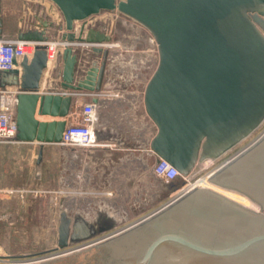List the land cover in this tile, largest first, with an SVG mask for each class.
<instances>
[{
	"label": "water",
	"instance_id": "95a60500",
	"mask_svg": "<svg viewBox=\"0 0 264 264\" xmlns=\"http://www.w3.org/2000/svg\"><path fill=\"white\" fill-rule=\"evenodd\" d=\"M30 1L42 5L48 17L37 16V22L18 27L15 35L39 44L19 68L0 70V87L19 89L17 140L58 142L67 123L72 97L38 93L48 28L59 24L56 28L65 31L67 40L76 37L101 53L99 64L93 60L87 68L78 66L70 47L61 55L63 79L72 88L100 90L108 51L97 44L109 35L88 27L82 37L81 25L75 36L73 27L101 11L133 20L154 40L157 61L142 91L144 113L155 128L147 145L181 176H193L203 160L222 156L264 122V0ZM36 111L61 119L38 121ZM40 154L39 149L38 159ZM208 181L244 196L256 208L196 185L141 218L75 247L70 241L82 239L81 227L61 211L54 253L28 264H77L82 256L86 264H95L96 256L108 264H264V133L216 167Z\"/></svg>",
	"mask_w": 264,
	"mask_h": 264
},
{
	"label": "crops",
	"instance_id": "0c3cea01",
	"mask_svg": "<svg viewBox=\"0 0 264 264\" xmlns=\"http://www.w3.org/2000/svg\"><path fill=\"white\" fill-rule=\"evenodd\" d=\"M37 5L42 7L39 11L42 18L43 14H45V8L38 3ZM58 25L59 24H57L56 27ZM135 30V34L130 37L132 40L135 39V41L130 44V48L140 38L138 26ZM47 31L49 36L48 41L60 40L65 35V31L62 29L48 28ZM15 34L16 31L11 36ZM74 48L75 47L71 46V54L77 59L82 55L87 59L93 57L87 54L89 53L87 51L90 50L86 45H82L78 51L74 50ZM62 52L59 54L55 66L53 65L54 60L49 62L41 79L42 81H39L38 93L65 94L72 97L69 112L66 117L67 123L72 113L83 102H92V98H96V101L92 103L96 110L94 132L97 138V144L94 146H78L64 145L60 143V141L40 143L35 140L19 141L17 139L12 142L0 143V188L4 189L13 186L8 181L9 176L16 180L18 176L22 177L30 174V181L32 178L40 190H46V195H50L52 205H55L58 202H55V199L59 198L60 204L57 210L58 213L65 211L71 214L73 212H80L83 205L80 201L71 202V204L69 199H65L66 197L69 198L76 194L81 196L91 195L80 191L84 190L85 186L82 187V185L78 183V189H76L74 188V183H72V181H80L81 178L78 177V175H84L85 177L83 176V180H90L95 190L94 192H96L92 195L95 197V204H92V207H94V205L97 206V213L124 212L128 206V202L131 200V189H128L126 184L127 176L130 177L131 172L128 174L126 171V179L124 181L122 178L118 177V171L120 169L127 170L129 166L131 167L134 164V151L138 150L137 147L143 146L146 152V142L150 139L155 129L154 125L144 113L141 91H139V93L130 91L131 85H129V80L117 74L119 70L117 66H113L114 63H119L117 60L118 55L116 54L117 49L109 51V55H112V60L108 65L107 71L104 69L106 75H103L100 90L72 88L73 83H67L63 79ZM91 53L95 56L94 58L97 62L99 60H97V53L93 51H91ZM92 61L93 60L87 64L86 68L90 66ZM142 71L143 69L139 71V73ZM138 78H135V80H137L136 86L140 88L138 84L142 83L143 78L140 77V80ZM34 117L36 120L43 122L61 119V117L58 116L39 114L37 111ZM140 142L142 145H139L141 144ZM136 143H138V145ZM39 149L41 150V154L38 159ZM87 173L92 174L90 179ZM74 176H77L78 179H75ZM178 179L179 178H176L174 181L176 182ZM31 187L36 188L33 185ZM120 187L123 189L119 190ZM161 187L162 186H158L156 190L160 191ZM27 188L29 187H25L24 189ZM174 190L171 192H174ZM171 192L169 194H171ZM161 193L160 191L156 198H161ZM3 195L6 194L0 193V228L1 222H3L5 223L3 229L6 230L8 225L9 227L11 225L14 227L16 224V216L14 213H11L10 209H7L6 203L10 202L12 198L17 199L18 196L15 194H13V196ZM165 200L158 204L153 210L161 206ZM124 201L125 203H123ZM15 203L17 202L15 201ZM85 206L86 204H84V207ZM86 207H90V205L87 204ZM58 223L59 214L56 218L57 226ZM57 226L55 227V233L51 236V244L52 242H54V244L57 242ZM10 240L11 237L9 233L3 234V236H1L0 233V243L8 245L10 244ZM10 254L27 255L30 253L16 252Z\"/></svg>",
	"mask_w": 264,
	"mask_h": 264
},
{
	"label": "rangeland",
	"instance_id": "374dc122",
	"mask_svg": "<svg viewBox=\"0 0 264 264\" xmlns=\"http://www.w3.org/2000/svg\"><path fill=\"white\" fill-rule=\"evenodd\" d=\"M41 8L42 7H39L37 5V2L30 0H0V34L4 35L5 37L11 36L15 33V31H17L18 27L27 28L32 23L37 22V16L41 17L39 12ZM47 17L48 16L45 13L43 14L42 18L46 19ZM93 19L96 20L95 27H97L98 24V26H100L103 31L106 32L107 35H109L110 39L105 43L117 44V46L114 45V47L110 49H117L116 54L118 55L117 60L119 63H114L113 66H117L118 70H122L120 68L121 66L124 69L128 66V71L132 72V75H136V73H138L137 76L139 77L142 73L140 77L144 79L148 75L147 71H149V69H146V67L144 66L146 64L149 66L153 63L154 55L156 53V48L148 32L132 20H129L128 18L122 16L121 14H118L115 11H101L99 14L94 16ZM135 26H138L140 38L136 41L135 44H133V47L130 48V44L135 41V39L132 40V38H130L131 35H134L136 32ZM53 29L57 28L53 27ZM81 46L82 44H77L73 47H75L74 50L78 51L80 50L79 48H81ZM87 52V54H90L93 57L87 59L84 57V55L79 56V58L77 59V63L80 68L86 67L91 60H95V56L91 53V51ZM100 56L101 53L97 54V60L99 59L98 61H101L100 58H98ZM113 56L115 57L114 54ZM107 57L104 66V69L106 71L110 63V60L107 61ZM97 64H99V62ZM128 64L131 65L129 66ZM142 64L144 68H142ZM133 66H135V69H130ZM142 69L143 71L139 73V71H141ZM106 71L103 72L104 76L106 75ZM117 74L120 75L119 72ZM43 75H41V77H43ZM136 82L137 80L135 79H133L132 82L129 81V85H131L130 91L139 93L140 88L136 86ZM135 113L137 115L136 111ZM263 126L264 122L256 130V132L245 139L242 144L255 136ZM136 144L138 145V143ZM139 145H142V143ZM137 148L138 150L134 151V164L131 167L129 166L127 170L120 169L118 171V177L122 178V180L124 181L126 179V171L128 174L131 172L130 177L127 176L126 179L127 187L128 189H131V200L130 202H128V206L126 207V210H124V212L97 213V206L94 205V207H92V204H95V197L92 195H94V193L96 192H94L95 190L91 185V181L83 180L84 175H78V177L81 178L80 181H72V183H74L75 185L74 188L78 189L77 187L79 183L80 185H82V187L85 186L84 190L80 191L91 195L81 196L78 194H71L72 196H70L69 198H65L69 199L70 203L80 201V203L83 205V211L81 210L80 212H73L71 213V217L73 218V221L75 220L81 222L80 224H83L86 228V230L82 231L80 235L82 239L77 242H75V240L70 241V247L78 246L77 244H84L87 242V240L99 238L113 230L120 228L123 225L129 224L136 219L141 218L142 216L151 212L158 204L162 203L165 199L167 200L170 197L169 193L174 189H178L182 185L183 180L181 178H179L176 182L173 181L171 183H163L158 181L151 172L152 164L155 162L156 158L149 152H145L143 146H139ZM233 150L234 149H232L231 152ZM224 158L225 157L220 156L217 159L210 160L205 165L200 166L199 169L193 174L192 179L194 180L196 178L205 176L209 173V171L217 167ZM91 175V173L88 174L89 179L92 177ZM74 178L78 179L77 176H74ZM8 179L10 184L13 186L4 188V194L6 195L3 196H13V194H8L7 192L8 190H16L14 194L18 196V198H12L10 202L6 203L7 209H10L11 213H14V215L16 216V224L14 225V227L13 225H11L10 227L12 228H10L8 225V228L4 230L3 226L5 223L1 222V236H3V234L9 233L11 240L10 244L8 245L0 243V248L5 249L9 253L29 252L30 256L35 258L34 261H36L37 259H44L45 257H48L54 253L52 252V249L56 246L54 242H52L51 244L50 241L52 240L51 236L53 235V233H55V227L57 226L56 218L59 214L57 212L60 204L59 198L55 199V202H58L55 205H52L50 195H46V190H40L32 178L30 181V174L24 175L22 177L18 176L16 180H14L11 176H9ZM32 185L36 188H32ZM158 186H162L160 189V191L162 192L161 198L159 199L156 198L160 192L156 190ZM25 187L29 188L24 189ZM122 189L123 188L121 187L119 188V190ZM14 200L17 203H15ZM123 203H125V201ZM84 204H86V206L88 204L90 205V207H84Z\"/></svg>",
	"mask_w": 264,
	"mask_h": 264
},
{
	"label": "built area",
	"instance_id": "2783aa9c",
	"mask_svg": "<svg viewBox=\"0 0 264 264\" xmlns=\"http://www.w3.org/2000/svg\"><path fill=\"white\" fill-rule=\"evenodd\" d=\"M95 23H96V20H94L93 18L87 19L86 21H75L74 27H73V32L75 33V36L79 35L78 32H79V28L81 25H83V33L81 34V36L83 37L88 27L96 28ZM96 29L101 32H104L103 29L100 26H98V24H97ZM104 33L107 34L106 32ZM48 40L43 42V44L45 45V50H46V55H47V61H46L47 66L49 62L53 60H54L53 65L55 66L57 64V59L59 58V54L66 47L71 48V46L82 44V45L88 46L89 50L92 51L91 47L93 46L90 43L77 41L76 37L73 40L69 41L66 39L65 35L60 40H53V41L52 40L48 41ZM151 40L154 43V40L153 39ZM105 42L106 41L98 43L97 46L101 47L102 49H106L108 51L107 61L110 60L111 62L112 57L111 55H109V51L112 47H114V45L117 46V44H108ZM37 44H39V42L19 40L16 38V35L5 37L4 35L0 34V70H10L13 68H19V62L22 60L23 57L29 58L32 55L35 49V46ZM154 46H155V43H154ZM97 54H100V53H97ZM100 60H101V56H100ZM156 61H157V53H155L154 55L153 63L149 66L147 64L144 66L146 67V69H149V71H147L148 75L144 79H142V83L138 84L140 86L141 98H142V91H143L144 84L147 78L149 77V75L151 74L152 70L154 69L156 65ZM98 62L100 61H97V63ZM128 65L130 66L131 64H128ZM141 66L142 68H144L143 64ZM121 69L122 70L118 71L120 73V77L127 78L131 82L133 81V79L138 77L137 76L138 73H136V75H132V72L128 71L129 70L128 66L125 69L122 68L121 66ZM130 69L132 70L135 69V66L131 67ZM138 79L140 80V76ZM18 92H19V89H18V86L16 85H5L4 87H0V143L12 142L16 140L15 112H16V105L18 102V99H17ZM95 120H96V110H95L94 104L92 102H83L72 113V115L70 116L69 122L66 123V126L62 132L60 143L64 145H78V146L96 145L97 138L94 132ZM263 133H264V126L250 140L242 144L243 141H245L243 140L242 142H240L239 144L231 148L229 151H227L225 154H223L222 156L225 158L219 165H221L226 160L238 154L240 151H242L244 148L250 145L253 141H255ZM147 143L148 141L146 142V151L149 152L151 155H153L151 151L149 150ZM232 149L234 150L231 152ZM151 172L157 180L163 183H171L176 178H181L183 180L182 185L178 189H176L174 192H172L170 194V197L166 201L174 200L175 198L181 196L183 193H185L189 189L196 186L195 182L201 179V177H199L193 180L192 176L189 178L181 176L179 172L174 167H172L167 161L160 159V158H156L155 162L152 164ZM15 192L16 190L13 189V190H8L7 193L14 194ZM0 193H5V189L0 188ZM34 260L35 258L31 257L30 254L12 255L9 252H7L5 249L0 248V264H26V263L35 262Z\"/></svg>",
	"mask_w": 264,
	"mask_h": 264
},
{
	"label": "bare ground",
	"instance_id": "6f19581e",
	"mask_svg": "<svg viewBox=\"0 0 264 264\" xmlns=\"http://www.w3.org/2000/svg\"><path fill=\"white\" fill-rule=\"evenodd\" d=\"M46 66H47V65H46ZM46 66H45V68H46ZM43 73H44V72H43ZM43 73H42V74H43ZM39 77H40V78H39ZM39 77H38V78L41 80V76H40V75H39ZM209 161H210V159H205V160H203L202 163L200 164V166L205 165V164L208 163ZM213 170H214V169H212L211 171H209V173L206 174L205 176H202L201 179L197 180V181L195 182L196 185H205V186H208V187H210V188L216 189V190L222 192L223 194H225L226 196L232 198L233 200H235V201H237V202H239V203H241V204H243V205H245V206H249V207L256 208V206L253 205V204H251V203L249 202V200H247V198H245L244 196L239 195V194H237V193H235V192L228 191V190L219 189L218 187H215V186H213L212 184H210L209 181H208V176H209V174H210ZM80 223H81V222L78 223V224L80 225L79 227H81V229L79 230V232L82 233V231H85L86 228L84 227L83 224H80ZM77 233H78V232H77ZM79 235H80V234H79Z\"/></svg>",
	"mask_w": 264,
	"mask_h": 264
},
{
	"label": "flooded vegetation",
	"instance_id": "af4514ba",
	"mask_svg": "<svg viewBox=\"0 0 264 264\" xmlns=\"http://www.w3.org/2000/svg\"><path fill=\"white\" fill-rule=\"evenodd\" d=\"M102 81H103V76H102ZM101 84H102V82H101ZM86 230V229H85ZM94 249H99V248H94ZM98 252H100L99 250H98ZM76 256V254L74 253V254H72L71 256ZM78 256V255H77ZM70 258V257H69ZM68 258H66L65 260H67ZM81 260L77 263V264H86V260H84L83 259V256L80 258ZM97 260H98V262H97ZM105 260V261H104ZM105 262L106 264H108V263H110V261H106V259L104 258V257H99V258H97V256H96V261H95V264H102V262Z\"/></svg>",
	"mask_w": 264,
	"mask_h": 264
},
{
	"label": "trees",
	"instance_id": "16d2710c",
	"mask_svg": "<svg viewBox=\"0 0 264 264\" xmlns=\"http://www.w3.org/2000/svg\"><path fill=\"white\" fill-rule=\"evenodd\" d=\"M98 250L101 251V248H99ZM102 255H104V253H102Z\"/></svg>",
	"mask_w": 264,
	"mask_h": 264
}]
</instances>
